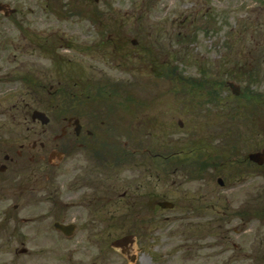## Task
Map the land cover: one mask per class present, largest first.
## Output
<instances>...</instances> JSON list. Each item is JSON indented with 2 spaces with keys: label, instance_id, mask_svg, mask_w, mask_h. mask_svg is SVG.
I'll use <instances>...</instances> for the list:
<instances>
[{
  "label": "flooded vegetation",
  "instance_id": "1",
  "mask_svg": "<svg viewBox=\"0 0 264 264\" xmlns=\"http://www.w3.org/2000/svg\"><path fill=\"white\" fill-rule=\"evenodd\" d=\"M216 1L220 0L189 2L201 14L203 31L212 29L215 23L222 24ZM165 3L166 0H0V264H20L21 256L30 254L36 260L46 254L58 255L60 259L51 264H84L73 249L69 257L64 243L82 241V226H93L92 207L112 211L110 220L119 217L154 224L158 219L161 202L166 201L159 196L158 186H153L151 179L127 181L123 176L125 169L140 167L138 134L120 136L125 137L120 145L116 135L103 138L97 133L111 118H122L133 127L136 118L147 117L149 102L135 99L131 85H124L122 101L102 104L100 96L107 95L109 100L115 89H122L112 81L110 89L96 86L98 95H93L92 90L71 91L67 66L79 76L81 89L90 85L83 82L78 67L62 63L65 58L59 52L65 49L66 20L74 27L81 20L98 32H109L108 48L124 69L132 66L131 59L147 67L142 62L146 51H190L192 23L197 19L191 20L194 12L188 3L182 5L181 11L169 8V13L160 17L164 19L161 23L154 21L150 32L156 36L142 42L139 38L130 40L128 28L138 34L143 32V12L157 10ZM236 8L240 10L234 17L232 33L238 42L243 31L247 33L251 25H256L252 32L258 40L251 44L255 45L252 49L257 53V63L250 67L241 61L223 72L219 82L228 85L231 71L238 72L233 80L240 84L241 93L263 97L264 91L258 87L264 85V0L243 2ZM222 31V27L218 28L217 34ZM165 41L174 48L169 49ZM50 56L59 63L45 64ZM227 63L224 59L221 65L227 67ZM153 69L160 72L162 68ZM251 80L259 83L250 87ZM107 126L111 132L120 127H111L110 123ZM103 144H111L112 151ZM118 148L121 150H114ZM153 151L150 148L142 153L141 164L148 170L152 169L151 160L159 156ZM81 161H85L84 168L80 167ZM69 162L77 163L72 171L66 170ZM239 164L242 167L244 163ZM49 168L53 172H44ZM90 236L87 237L93 241ZM133 236L136 240L137 235ZM31 241L40 245L38 250L28 249ZM132 247L129 244L124 251ZM91 264H96V255Z\"/></svg>",
  "mask_w": 264,
  "mask_h": 264
},
{
  "label": "rangeland",
  "instance_id": "2",
  "mask_svg": "<svg viewBox=\"0 0 264 264\" xmlns=\"http://www.w3.org/2000/svg\"><path fill=\"white\" fill-rule=\"evenodd\" d=\"M189 2L191 0L178 2L166 0L165 5L157 10L149 9L143 12L140 18V21L144 23L143 32L138 34L135 29L128 28L130 40L139 38L142 42L147 37L156 36L150 32L154 21L161 23L164 19L160 17L168 14L169 8L173 7L181 11L182 5L188 3L190 11L194 12L190 14V18L192 21L196 18L197 22L192 23L194 37L189 47L191 50L188 51L190 55L187 63L176 62L175 59L179 57V53L173 52L151 54L152 58H156L155 64L162 68L165 63L172 64L173 67L180 64V69L185 72L184 75L195 77L202 76L201 70L209 71L207 74L210 78L220 80V73L231 70L241 61L249 66L257 63V53L252 49L255 45L251 44L258 40L257 34L252 32L256 25H251L247 33L243 31L238 42L232 33L236 22L234 17L240 10L236 7L243 2L252 4V0L216 1L215 7L220 10L218 14H221L223 18L222 24L217 23L216 26L215 23L210 26L213 27L212 29L207 27L204 31L201 14H197ZM88 23L79 20L74 27L67 20L63 22L65 49H60L59 52L65 58L62 63L72 61L71 64L78 67L80 75L84 77L83 82L90 85L81 89L77 83H80L79 76L70 66H67L69 89L75 92L92 90L93 95H98L96 86L110 89L112 81L115 86H121L122 89H115L109 100L108 97L100 96L102 104L110 105V103L122 101L120 92L123 89L126 90L124 85H131L135 99L149 102L147 117L136 118V124L133 127L126 120L122 121V118L113 120L111 118L106 123H110L111 127L114 124L120 127L114 128L111 132L109 126L105 124L97 129V133L103 138L116 135L121 139L120 145L124 144L122 139L125 138L120 136L137 133L138 143L142 149L138 150L140 167L134 170L125 169L124 179L127 181H133L136 178L141 181L151 179L153 186H158L161 199L165 198L174 202L177 208L161 209L158 219L154 220L153 224L150 221L136 222L133 219L125 221L119 217L110 220L112 211L92 207L93 226H82L80 232L83 236L82 241L79 243L72 240V242L64 243L68 247L69 257L74 253L75 257L84 259V264H91L95 255L96 264H264L259 262L264 253V208L255 206L257 195L264 192V166L259 167L245 159L249 153L264 149V127L261 128L258 144L255 141L250 142L249 138L250 144L241 146L242 151L237 153L238 162L235 163V160V164H232L234 158H231L224 164L223 160L218 159V150H216V147L221 144L220 140L213 142L212 138H216V135L211 134L204 126L199 128V125L207 123L208 119L199 117V114L195 113L188 97L185 98L175 92V87L180 88L179 85L164 78L161 79L153 69L155 66L140 67L134 64L133 59H131V65L137 67L130 66L124 69L123 65L120 66L114 60L117 56H113L111 49L108 48L109 32H98ZM221 27L223 31L217 34V29ZM164 43L167 47L169 46V49L174 48L170 46L171 42ZM53 56H50V61L45 64L59 63ZM222 57L225 61L228 60L227 67L221 65L224 60ZM258 89L264 91V85ZM123 95L126 96V93ZM224 95L231 100L234 98L230 90H225ZM242 103L247 104L245 100ZM103 148L112 151L111 144H103ZM150 148H153L155 151L153 152L158 153L159 156H156V160H151L152 169L148 170L142 166L141 159H143V151ZM119 149L121 150V148L114 150ZM202 149L205 150L206 160L215 159L216 165L218 164L216 168L212 167L207 175L194 163L188 162L189 158L197 157L200 152L203 156ZM240 162L244 163L242 167L239 166ZM80 163V167L84 168L85 161ZM76 164V162H69L66 170H74ZM44 172H53V170L49 168ZM219 178L223 179V186L218 183ZM255 209L258 216L255 214ZM252 210L255 215L246 220H242L245 218L238 214V211L244 213ZM127 234L137 235L132 249L134 261H131L120 249H113L111 245L116 238ZM90 235L93 241L87 237ZM39 246L31 241L28 249L35 251ZM72 249L73 253L70 252ZM43 256L39 258L40 260H36L31 254L21 256L20 264H51L56 258L60 259L54 254Z\"/></svg>",
  "mask_w": 264,
  "mask_h": 264
},
{
  "label": "trees",
  "instance_id": "3",
  "mask_svg": "<svg viewBox=\"0 0 264 264\" xmlns=\"http://www.w3.org/2000/svg\"><path fill=\"white\" fill-rule=\"evenodd\" d=\"M229 47L232 48L231 45ZM152 53L154 52L146 51L148 55H146L145 60L143 59L144 61H141L147 65L159 67V65L154 63L156 58L151 57ZM178 53L179 57L175 59L176 62L187 63L188 56L190 55L189 52L184 51ZM151 60L154 62L152 61L151 63ZM161 71L156 72L158 76L160 78L164 77V79L175 84L177 83L180 88L175 87V92L185 98L188 97L191 101L190 104L195 109V113L197 115L199 114V117L208 119V122L201 123L199 128L204 126L209 129L211 134L216 135V138L210 137L213 139V142L220 140L221 144L216 147V150H218V159L223 160L224 164L229 159L238 157L237 153L242 151L241 146L250 144L251 141H255L257 144L259 143L261 128L264 127V104H262L264 97L242 95L240 98L234 97L231 100V98H227L224 95V91L226 90L225 84L219 82V80L215 81L216 79L210 78L207 74L209 71L201 70L202 76L193 77L184 75L185 72H182V69H180V64L173 69V65L169 63L163 64ZM230 75L234 79L239 76V73L231 71ZM257 83L259 82L251 80L248 82V85L251 87L257 85ZM103 96L105 97L104 94ZM244 100L247 102L246 105L242 103ZM249 138L250 142L248 140ZM204 152L205 150L203 151V156L202 152H200L199 155L197 154L198 156L196 155L197 157L193 159L189 158L188 162L194 163L201 172H205L207 175L210 173L211 168H216L218 164L216 165L217 161L215 159L206 160ZM232 164H234V161ZM262 193L256 197V208H264V192ZM254 211L258 216L257 210L255 209ZM238 214L242 218H245L242 220L252 218L255 215L253 214V210L244 213L238 211ZM259 262H264V253L263 258Z\"/></svg>",
  "mask_w": 264,
  "mask_h": 264
},
{
  "label": "water",
  "instance_id": "4",
  "mask_svg": "<svg viewBox=\"0 0 264 264\" xmlns=\"http://www.w3.org/2000/svg\"><path fill=\"white\" fill-rule=\"evenodd\" d=\"M230 85H231L233 92L235 94L239 95V93H240L239 86L236 83H232V82ZM249 159H251V161H253L254 163L257 162L259 165H264V151L254 152V153L250 154ZM220 182L223 183L222 181H220ZM161 206L164 208H169V207H174V204L171 202H164V203H161ZM130 243L131 244L134 243V238L132 236H127V238L116 240L112 244V246L115 249L116 248H125Z\"/></svg>",
  "mask_w": 264,
  "mask_h": 264
}]
</instances>
